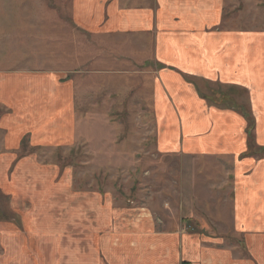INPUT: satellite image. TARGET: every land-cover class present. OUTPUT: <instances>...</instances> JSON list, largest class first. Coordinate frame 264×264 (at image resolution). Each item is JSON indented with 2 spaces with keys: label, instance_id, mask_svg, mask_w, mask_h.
Here are the masks:
<instances>
[{
  "label": "rangeland",
  "instance_id": "1",
  "mask_svg": "<svg viewBox=\"0 0 264 264\" xmlns=\"http://www.w3.org/2000/svg\"><path fill=\"white\" fill-rule=\"evenodd\" d=\"M63 1L79 4L0 0V264H88L96 257V245L105 247L100 254L107 264H120V247L152 246L145 242L149 231L168 244L163 235L171 230L205 231L210 244L238 246L246 251L243 257L253 258L249 248L259 252L264 247V232L244 238L232 223L234 141L228 146L225 135L220 149L226 152L210 150L229 129L236 141L247 135L251 157H264L254 131L264 121V103L253 107L239 86L183 76L167 63L106 56L103 41L94 35L87 37L97 44L91 50L92 43L80 35L85 44L78 56L72 46L79 45V34L72 30L64 36V20L70 17L61 20L56 13ZM225 12L239 24L234 27L264 30V0H226ZM82 60L75 71L82 92L66 93L74 95L75 104L70 100L57 105L60 110L52 104L43 108L54 95L53 86L26 73L58 76L60 66ZM93 62L104 70H94ZM64 109L70 115L60 120L57 114ZM230 114L238 115L230 119L231 130L224 123ZM45 116L48 121L37 129L47 131L37 135L30 124ZM12 119L30 124L14 127ZM22 129L19 140H11ZM195 139L213 145L203 147L206 156L188 153ZM215 212L223 219L215 221ZM142 220L152 227L141 233L144 239L132 234L133 241H140L132 243L128 231ZM256 257L253 264H264L263 254Z\"/></svg>",
  "mask_w": 264,
  "mask_h": 264
},
{
  "label": "crops",
  "instance_id": "2",
  "mask_svg": "<svg viewBox=\"0 0 264 264\" xmlns=\"http://www.w3.org/2000/svg\"><path fill=\"white\" fill-rule=\"evenodd\" d=\"M78 2L77 6H68L63 1L64 4L57 7L56 13L60 14L61 20L63 16L70 17V19L64 20L67 28H65L66 32H63L64 29L62 32L64 36L72 30L73 35L79 34V45L72 46L73 50L79 54L80 44H85L83 43L85 38L94 35L103 41L101 50L106 53V56L125 57L133 62L146 57L148 62L155 60V64L167 63L180 73H184L183 76L206 80L216 79L215 83L218 85L239 86L245 90L243 94L250 95L248 99L253 107L257 106L256 104L264 103V30H243L240 29V26L237 27L239 24L234 23L236 21H231L230 15L225 12L226 0H77ZM65 11L70 13L65 14ZM234 24L237 26L234 27ZM80 35L82 37L85 35L84 40L80 38ZM87 43H92L90 50L97 46L95 42L88 41V38ZM83 61L60 66L57 69L58 76H55L56 74L51 71H29L26 73L31 75L30 78L39 75L44 80H49V84L53 86L49 88L54 90V95L51 96L48 103H42L45 104L43 108L44 106L48 108L52 104L53 108L60 110L62 106L57 105L70 100L75 104L74 95L79 96L82 92L78 84L80 73L75 71L80 67V64L84 63ZM91 67L94 70H104L95 62ZM91 67L78 71L81 73L90 71ZM167 74L172 76V73ZM46 86L47 84L40 85L39 88L43 89ZM67 92L74 94L72 98L66 95ZM119 92L121 93V91ZM155 93L157 92L155 91ZM40 98L43 99V97ZM45 100L43 99V101ZM28 104L29 101L24 100V105ZM74 104H72V110H74ZM13 107L16 109L15 105ZM261 107L264 108L262 105ZM258 108L260 107L258 106ZM72 110L70 109V111ZM64 113H66V109L57 114L60 120L64 119L62 116ZM52 115L55 117L53 113L47 116L49 122ZM69 115L66 113L67 118ZM229 116L224 120V123H226L225 127H231V130L234 123L230 119L238 115L230 114ZM47 117L36 119V122L31 124L29 122L26 124V120L14 121L12 119L9 124L14 127L21 126L20 123L30 124L33 125L37 135H43L47 130L44 127L41 130L37 128L42 121H48ZM235 120L237 121V119ZM259 126L261 127L254 131L257 134L256 145L262 150V148L264 149V121ZM246 128L245 124L241 131L244 133ZM24 130L18 131L15 138L11 140L18 139ZM222 132L216 137L219 142L216 143L215 149L210 151L226 152L227 148L220 149V145L224 143L222 139L225 135L228 136L226 141L228 146L232 140L234 141L232 143L235 145L236 151L234 152L233 167L237 183L234 189L233 213L235 217L232 218V223L236 227L234 231L239 236L246 238L249 232H252L253 235L264 232V157H251L253 145L249 143L247 135L243 134L242 137H239L238 141L243 144V148L240 149L234 133L230 135L229 129L225 131L227 134ZM212 146L203 141L193 142L188 145V153L206 156L207 150L205 149V151L203 147L211 148ZM15 148L16 146L12 150ZM214 214L215 221L223 219V214L221 216L216 212ZM210 215H213V212ZM140 223L142 225H135L132 231H128L130 241L135 244L140 243V237L144 239L141 233L145 231L146 227H152L149 220H142ZM171 231V233H164L167 236L163 235L169 239L168 244H160L161 235L155 234V231H149L150 235H146L145 242H150L152 246L134 245L131 247V245H127L125 249L120 247V264H253V260L257 258L256 253L264 255V247L259 252L255 248H249L253 259L243 257L246 251H241L238 246L218 245L217 241L210 244L208 240H205L209 238L205 231V233L190 230ZM134 233L139 237L135 241L131 236ZM148 239L151 240L147 241ZM122 241L123 239L120 240V242ZM246 241L248 242L247 239ZM127 242L125 241V243ZM95 248L96 257L93 262L88 264H107L101 257L105 247L101 248L96 245ZM107 252L108 248L105 250L106 258ZM108 258L110 260L111 257Z\"/></svg>",
  "mask_w": 264,
  "mask_h": 264
}]
</instances>
